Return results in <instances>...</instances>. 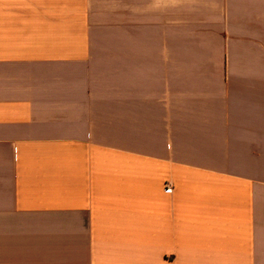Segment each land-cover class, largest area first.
Instances as JSON below:
<instances>
[{
    "label": "crops",
    "instance_id": "crops-1",
    "mask_svg": "<svg viewBox=\"0 0 264 264\" xmlns=\"http://www.w3.org/2000/svg\"><path fill=\"white\" fill-rule=\"evenodd\" d=\"M0 264H264V0H0Z\"/></svg>",
    "mask_w": 264,
    "mask_h": 264
},
{
    "label": "built area",
    "instance_id": "built-area-1",
    "mask_svg": "<svg viewBox=\"0 0 264 264\" xmlns=\"http://www.w3.org/2000/svg\"><path fill=\"white\" fill-rule=\"evenodd\" d=\"M167 191H171V190L169 189V190H167Z\"/></svg>",
    "mask_w": 264,
    "mask_h": 264
}]
</instances>
